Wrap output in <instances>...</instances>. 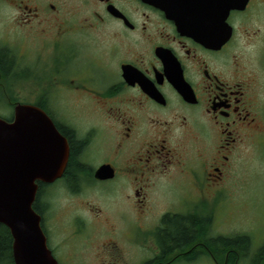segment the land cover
I'll return each mask as SVG.
<instances>
[{"label":"flooded vegetation","instance_id":"1","mask_svg":"<svg viewBox=\"0 0 264 264\" xmlns=\"http://www.w3.org/2000/svg\"><path fill=\"white\" fill-rule=\"evenodd\" d=\"M1 101L11 120L44 111L68 144L33 203L58 264H220L198 235L162 232L214 224L264 149V0H0ZM232 236L249 244L218 247L221 264H264Z\"/></svg>","mask_w":264,"mask_h":264},{"label":"water","instance_id":"2","mask_svg":"<svg viewBox=\"0 0 264 264\" xmlns=\"http://www.w3.org/2000/svg\"><path fill=\"white\" fill-rule=\"evenodd\" d=\"M228 14L226 9L224 42L231 34ZM179 23L186 26L181 20ZM68 155L66 140L40 109L18 105L13 121L0 117V223L14 237L16 264H58L47 247L33 202L36 181L52 182L59 178Z\"/></svg>","mask_w":264,"mask_h":264},{"label":"rangeland","instance_id":"3","mask_svg":"<svg viewBox=\"0 0 264 264\" xmlns=\"http://www.w3.org/2000/svg\"><path fill=\"white\" fill-rule=\"evenodd\" d=\"M3 103L4 101L0 102V104ZM0 116L4 118L10 117L11 110L0 108ZM231 186L233 187V192L230 195L220 196L228 203L217 205L214 210L217 215H220H218L217 221L211 224L208 238H214L217 235L232 236L239 231L249 234L259 248L264 245V149H257L250 162L245 166H241V172L232 179ZM164 197L171 199L177 197V195H165ZM66 203L70 202L67 201ZM220 216H223L226 220L223 221ZM233 229H237V231ZM69 248L76 251L78 244L71 242ZM198 248L201 250L202 247ZM184 262H187V260H184ZM70 264L83 263L74 259ZM190 264L214 263L209 257L200 256L195 263Z\"/></svg>","mask_w":264,"mask_h":264},{"label":"trees","instance_id":"4","mask_svg":"<svg viewBox=\"0 0 264 264\" xmlns=\"http://www.w3.org/2000/svg\"><path fill=\"white\" fill-rule=\"evenodd\" d=\"M181 219V217H174V220L170 221L171 224H166L165 231L162 232L163 235L169 237L166 242L171 245L175 244L180 246L191 239L195 240L198 235L196 242L204 241L206 245L209 246V250L212 251L216 261L220 264L223 263L225 258L217 254L218 247L223 245L225 249L228 250L238 245L244 249V247L249 244L248 236H218L216 238H208L211 228L210 223L208 226L201 228V226H197L196 224H187ZM259 250L264 252V245ZM234 263L235 259L230 257L227 264ZM0 264H11V232L10 229L2 223H0Z\"/></svg>","mask_w":264,"mask_h":264}]
</instances>
